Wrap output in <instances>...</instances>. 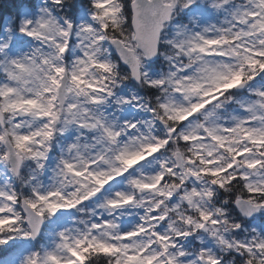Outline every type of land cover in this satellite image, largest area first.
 <instances>
[{
    "label": "snow or ice",
    "instance_id": "obj_1",
    "mask_svg": "<svg viewBox=\"0 0 264 264\" xmlns=\"http://www.w3.org/2000/svg\"><path fill=\"white\" fill-rule=\"evenodd\" d=\"M16 3L0 264H264V0Z\"/></svg>",
    "mask_w": 264,
    "mask_h": 264
},
{
    "label": "trees",
    "instance_id": "obj_2",
    "mask_svg": "<svg viewBox=\"0 0 264 264\" xmlns=\"http://www.w3.org/2000/svg\"><path fill=\"white\" fill-rule=\"evenodd\" d=\"M16 0H0V12L8 13L15 12L16 10Z\"/></svg>",
    "mask_w": 264,
    "mask_h": 264
}]
</instances>
